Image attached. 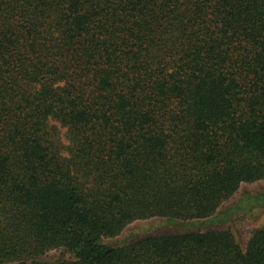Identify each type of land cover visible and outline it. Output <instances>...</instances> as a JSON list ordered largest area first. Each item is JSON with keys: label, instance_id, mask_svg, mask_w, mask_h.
Wrapping results in <instances>:
<instances>
[{"label": "trees", "instance_id": "trees-1", "mask_svg": "<svg viewBox=\"0 0 264 264\" xmlns=\"http://www.w3.org/2000/svg\"><path fill=\"white\" fill-rule=\"evenodd\" d=\"M262 180L264 0H0V264H264Z\"/></svg>", "mask_w": 264, "mask_h": 264}, {"label": "rangeland", "instance_id": "rangeland-1", "mask_svg": "<svg viewBox=\"0 0 264 264\" xmlns=\"http://www.w3.org/2000/svg\"><path fill=\"white\" fill-rule=\"evenodd\" d=\"M263 195L264 180L242 183L232 197L222 204L221 208L226 211L223 218L219 222L202 225L200 228L229 229L233 231L239 242L245 247L252 233L264 226V200H260ZM144 225L145 222H140L131 226L130 229L136 231L138 227ZM125 237L127 236L123 234L120 239ZM106 241L111 242L112 239H106ZM71 257L72 255L63 248L55 249L48 254V258L53 261L70 259Z\"/></svg>", "mask_w": 264, "mask_h": 264}]
</instances>
